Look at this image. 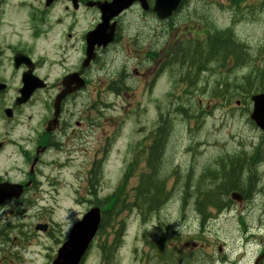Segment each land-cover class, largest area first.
I'll return each mask as SVG.
<instances>
[{
    "label": "rangeland",
    "instance_id": "rangeland-1",
    "mask_svg": "<svg viewBox=\"0 0 264 264\" xmlns=\"http://www.w3.org/2000/svg\"><path fill=\"white\" fill-rule=\"evenodd\" d=\"M220 7L227 9L228 22L239 16L233 2ZM204 10L205 7L201 5L190 8L191 16L188 18V4L183 0L175 15L164 20L139 11L126 13L123 20L119 19L115 44L98 53L92 69L85 75V89L74 98V103L65 108L62 124L67 122L70 128L66 132L69 148L62 153L49 152L42 160L49 167L43 171H52L50 177L63 175L64 185L71 186L74 206L68 216L62 213L59 203L58 207L53 202L43 206L55 207L51 216L58 220V231L61 233L91 207H98L99 203L96 196L83 203L88 197L90 185L85 181L86 155L80 149L87 148L90 157L99 151H112L113 156L107 162L109 168L101 178L103 188L99 196L104 197L117 186L120 175L118 173L114 180L113 174L117 172L115 166L119 162L120 167L123 165L122 158L136 154L142 148L139 170L145 171L144 157L148 155L151 145L148 138L161 130L164 133L169 131L167 150L160 159L162 163L158 165L161 167L159 180L164 179L171 198L166 206L149 216L145 222L137 209L121 216L122 223L116 230L120 226L123 229L113 252V262H194L193 257H203L207 253L232 263L242 256L240 264H251L258 251H264V143L261 132L253 127L249 119L252 111L250 97L264 91V76L241 79L231 87L222 89V95L216 101L219 108L211 107L213 96L207 91L213 89L218 92L226 83L222 67L228 66L229 60H221L225 54H218L215 58L218 62L208 64L206 70H197L201 66V54L195 58L196 53L192 56V50L187 46L189 42L206 41L204 35L210 29L202 20ZM95 19L94 13L82 17L81 30H88ZM239 29L243 35L252 33L249 25ZM210 42L212 39L209 38ZM141 51L143 53L140 55ZM203 54V57H208L206 49ZM169 69L172 76L167 86L151 94L159 74ZM138 74L143 77L139 78ZM115 87L120 88L118 96L112 93ZM93 100L98 103V117L89 114L86 108ZM148 106L153 113L148 110ZM38 112L42 117L43 110L39 109ZM189 120L192 131L187 129ZM122 126L131 128L133 137L130 140L119 139ZM63 130L64 127L61 135ZM114 142L115 147L111 149ZM105 148L109 150L105 152ZM117 156H121L120 161L113 162ZM67 161L73 164L64 167ZM230 164H234L236 170L244 168V182L240 179V186L234 191L238 195L241 193L245 199L240 211L239 204L230 200L233 190H226L230 184L224 188ZM249 180L255 183L256 190H248ZM136 185L137 177H134L125 185L117 202H121L124 197L131 202ZM80 195L81 205L77 203ZM216 198H221L224 208L218 216L219 212L213 207ZM239 203L242 204L241 201ZM42 216L46 220L47 213ZM211 218L202 233L200 223ZM145 228L147 236L144 237ZM109 232V229L102 232L98 246L103 244ZM113 240L114 235H111L107 246ZM184 243H204L205 249L203 252L186 249ZM29 250L37 254L43 247L33 242ZM157 253L166 254L171 260L160 255L156 257ZM40 256L43 257L42 254ZM92 256L95 263L99 264L98 249ZM33 262L46 264L44 258L33 257Z\"/></svg>",
    "mask_w": 264,
    "mask_h": 264
},
{
    "label": "flooded vegetation",
    "instance_id": "flooded-vegetation-1",
    "mask_svg": "<svg viewBox=\"0 0 264 264\" xmlns=\"http://www.w3.org/2000/svg\"><path fill=\"white\" fill-rule=\"evenodd\" d=\"M176 1L177 6L179 0H172L171 5ZM181 2L183 0L179 6ZM186 2L188 18L191 16L190 8L205 7L202 20L210 29L207 34L212 39L209 43L206 34L205 42H189L187 46L192 50V56L196 53L195 58L201 54V66L197 70H206L208 64L218 62L215 60L218 54H225L221 60H229V65L222 67L226 83L218 92L213 89L207 91L213 96L211 107L217 109L216 101L221 97L222 89L241 79L264 76V0ZM230 2H233L239 16L228 22V11L220 5ZM156 3L157 0H0V264H33V257L46 259L66 243L68 228L60 236L55 235L53 227L59 225L58 220L51 216L55 208L43 207L42 201H48L50 192L61 198H70L71 186L64 185V176L50 177L52 171H43L49 167L42 160L49 152L62 153L69 148L66 132L70 128L67 122L62 124L65 108L74 103V98L85 89V75L92 69L98 53L115 44L118 20H123L126 13L137 11L144 15L152 14L158 20L168 18L161 16L168 9L157 7ZM176 10L169 17H173ZM92 13L96 16L94 24L82 31L81 18ZM246 25L252 29L250 35L240 32L239 28ZM109 38L113 41L105 49L98 47ZM205 49L208 57H203ZM142 53L139 52L140 55ZM181 56L185 59L182 53ZM85 58L88 61L83 65ZM168 71L169 74H164ZM159 75L151 94L162 85L167 86L172 71L169 69ZM138 77L143 76L138 74ZM119 92L117 87L112 91L116 96ZM62 95L59 114L53 122L55 102ZM97 106L94 100L89 103L86 106L88 113L98 117ZM39 109L43 110L42 117ZM123 130L122 126L119 139ZM161 131L148 138L151 145L144 157L143 172L153 173L160 164ZM72 133L75 135V130ZM115 142L111 149H114ZM141 149L134 154L139 156L140 166ZM108 150L105 148V152ZM80 152L93 160L90 167L96 165L97 159L109 157L112 153L99 151L90 157L87 148L80 149ZM65 164L68 167L73 162ZM243 171L244 168L240 173L242 181ZM247 188L256 190V185L249 180ZM239 194L242 198L240 211L245 199ZM77 203L81 204V195ZM43 213H47L46 220ZM33 242L43 250L33 254L29 250ZM172 264L208 262L197 257L194 263L181 260Z\"/></svg>",
    "mask_w": 264,
    "mask_h": 264
},
{
    "label": "water",
    "instance_id": "water-1",
    "mask_svg": "<svg viewBox=\"0 0 264 264\" xmlns=\"http://www.w3.org/2000/svg\"><path fill=\"white\" fill-rule=\"evenodd\" d=\"M170 0H157V7H164L165 4L168 3V9L172 11L176 7L177 1L174 5L169 3ZM164 17V16H163ZM254 107L253 111L250 115V119L257 125L259 129L262 131V138L264 141V93L252 98ZM234 199V196H232ZM99 210L94 209L87 213L84 217L83 221L78 224L71 233L70 241L64 246V248L59 252L60 256L63 257L66 252L70 253V260L73 263H76L82 252L77 253L79 249V245L81 248L87 246V244L93 238L96 229L99 225ZM78 245V246H77Z\"/></svg>",
    "mask_w": 264,
    "mask_h": 264
},
{
    "label": "trees",
    "instance_id": "trees-1",
    "mask_svg": "<svg viewBox=\"0 0 264 264\" xmlns=\"http://www.w3.org/2000/svg\"><path fill=\"white\" fill-rule=\"evenodd\" d=\"M240 171L238 170L236 173L232 172L227 175L224 180H226V184H230L229 188H224L228 190H237L238 183L240 182ZM157 174H144L140 177V183L135 189V201H139L140 205L135 207H127L128 209H137L139 214L142 217H145L148 213L157 212L161 209L163 204L165 203V199L168 198V193L164 187V179L162 181L155 180ZM123 189V186L120 187V190ZM214 203V201H213ZM126 209L123 206H119L117 204L113 205L107 214L115 213L116 211H122ZM130 211V210H129Z\"/></svg>",
    "mask_w": 264,
    "mask_h": 264
}]
</instances>
